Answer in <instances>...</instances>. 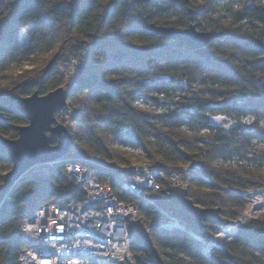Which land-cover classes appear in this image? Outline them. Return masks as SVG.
<instances>
[{
    "label": "trees",
    "instance_id": "trees-1",
    "mask_svg": "<svg viewBox=\"0 0 264 264\" xmlns=\"http://www.w3.org/2000/svg\"><path fill=\"white\" fill-rule=\"evenodd\" d=\"M66 1L0 0V186L12 169L1 143L17 138L18 127L28 124L11 98L65 88V72L77 60L70 119L59 114L56 119L68 128L89 161L84 166L99 181L113 183L110 163L123 156L111 144L143 148L164 167L202 157L204 170L218 186L196 178L195 187L209 190L189 188V198L200 207L219 208L229 220L242 215V194L264 188V0H203L202 5L198 0H79L73 6ZM149 24L195 25L218 35L208 47L211 58L193 54L177 40L149 34L144 29ZM56 47L61 50L51 62L34 75L27 73L10 92L3 88L13 65ZM142 100L163 106L164 112L142 109ZM249 118L255 120L251 126L244 123ZM71 160L64 157L48 176H23L9 192L0 206V264H19L24 247L20 229L30 214L82 197L65 172ZM217 160L237 167L214 168ZM169 188L164 181L157 194L165 198ZM132 202L152 229L153 242L133 240L136 264H160L154 249L163 264H264V237L254 233L264 231V216L242 226L233 241L208 256L190 234L160 228L167 217L148 197ZM189 227L202 236L220 231L211 223L206 233Z\"/></svg>",
    "mask_w": 264,
    "mask_h": 264
},
{
    "label": "built area",
    "instance_id": "built-area-1",
    "mask_svg": "<svg viewBox=\"0 0 264 264\" xmlns=\"http://www.w3.org/2000/svg\"><path fill=\"white\" fill-rule=\"evenodd\" d=\"M79 64L74 60L68 72L67 80L71 88L76 85ZM70 113L66 106L59 116L63 118ZM68 155L74 160L66 164V175L83 195L65 206L56 203L44 205L24 220L20 229L24 247L19 264H136L131 252L134 239L126 222L129 215L137 218L138 211L132 199H145L147 193L162 190L164 181L182 189H187L196 178L214 185L199 164L164 167L136 163L114 168L113 183L102 182L90 168L84 166L89 161L75 143ZM60 162L36 165L26 175L48 176ZM247 192L253 195L264 192V189ZM149 201L153 204L151 198ZM159 210L167 217L160 228L178 229L190 234L208 256L214 255L235 237L232 232L221 231L199 235L178 216Z\"/></svg>",
    "mask_w": 264,
    "mask_h": 264
},
{
    "label": "water",
    "instance_id": "water-1",
    "mask_svg": "<svg viewBox=\"0 0 264 264\" xmlns=\"http://www.w3.org/2000/svg\"><path fill=\"white\" fill-rule=\"evenodd\" d=\"M144 29L151 35H162L166 40H177L179 45L187 48L193 54L210 59L209 45L218 38L212 32L198 31L195 25L187 29L175 27H162L149 24ZM70 92L58 88L47 95L40 96L34 93L28 97L13 96L12 103L27 119L28 124L17 129V138H6L2 141L3 149L9 154L12 169L5 175L0 186V206L3 204L14 185L36 165L62 160L69 153L74 144L70 131L58 123L56 115L64 110ZM58 140L59 144L52 143ZM189 191L179 187H170L166 198L154 195L152 202L155 207L177 215L180 220L198 232H207V224H216L220 231L232 232L235 235L241 228L231 220L221 215L219 208L207 209L196 205L188 196ZM128 230L133 239L141 240L153 246L151 233L140 218L129 215L126 219ZM264 237V231H254ZM154 253L160 264H163L158 252Z\"/></svg>",
    "mask_w": 264,
    "mask_h": 264
},
{
    "label": "rangeland",
    "instance_id": "rangeland-1",
    "mask_svg": "<svg viewBox=\"0 0 264 264\" xmlns=\"http://www.w3.org/2000/svg\"><path fill=\"white\" fill-rule=\"evenodd\" d=\"M78 1L79 0H67L66 2L68 5L73 6L75 4H78ZM197 4L202 5L203 3H201V0H198ZM202 10H203L202 7L196 9L194 12V15H196L199 11H202ZM30 31H31V27L29 26V27H26L24 29V31L22 32L21 39H20L21 46L26 45V41L29 37ZM60 50H61V48L56 47V48H52L46 52H38L34 56H32L29 60L24 61L21 64L13 65L10 68V70L6 73L8 78L5 81H3V84H2L3 88L7 89L8 90L7 92H10L12 86L15 83L21 81V79H23V77L27 73H29V74L31 73L34 75L35 72L39 68H41L42 66L51 62V60H53L55 58V56L58 53H60ZM70 70H71V67L65 72V88L64 89L67 92H70V89H71L70 83L67 80V75L69 74L68 72ZM69 98H70V95H69ZM69 98L67 101L68 107H69ZM138 106L141 107L142 109H145L148 111H154L156 114H161L162 112H164L163 106L158 105V104L152 102L151 100H142L138 103ZM65 118H68V120L70 119V117H67V116ZM248 121H251V123L249 124ZM254 121H255L254 118H249V119H246L244 123H246L247 126H251L254 123ZM221 122H223V119H220L219 123H221ZM58 123H60V122H58ZM262 123H264V122H262ZM207 133L208 132L205 130L201 131V134L203 136H205ZM255 143L258 144V141H255ZM262 145H264V143ZM201 146H203V145H201ZM110 147L112 149L120 150L123 154L122 159H120V161L114 160L110 163L114 168H125V167H128L129 165L136 164V163L147 164L149 166H154V165L159 166L160 165L159 163H154L153 161H151L149 156L147 155L146 151H144L143 148L132 149V148H128V147H122V146H119L117 144H111ZM186 164L188 166L189 165L192 166L194 164H199L201 168H204L202 157L199 159H196L194 162H189ZM180 165H182V164H180ZM221 165H224L225 167H231V166L237 167L236 166L237 163L233 162V163H229V164H223L222 160H217L214 163H212V166L214 168H219V166H221ZM160 166H162V165H160ZM173 166H178V165H173ZM240 172H244V171L240 170ZM211 182L215 186H218L212 180H211ZM195 183L196 182H193L190 186H188L187 190H189V188H192V187H193V189H200L202 191H208L209 190L208 187H206L207 185L206 186L203 185L200 188H198V187H195V185H196ZM170 187H174V186L170 185ZM248 191L255 192L257 190H248ZM155 195H158L157 192H155ZM242 195L246 201L245 202L246 203V209L243 211V214L240 215L238 218H236L235 220H231L234 224L238 225L239 227H242V226L247 225V224H251L252 222H254V221H256L259 218L264 216V192L253 194V195L252 194L249 195L247 192V193H244ZM147 197L152 199L153 196H151L149 193H147ZM254 207L255 208L257 207V211H255L253 213L250 210L253 209ZM137 218H140L139 213L137 214ZM149 230H152V229H149ZM150 233H151V231H150Z\"/></svg>",
    "mask_w": 264,
    "mask_h": 264
},
{
    "label": "snow or ice",
    "instance_id": "snow-or-ice-1",
    "mask_svg": "<svg viewBox=\"0 0 264 264\" xmlns=\"http://www.w3.org/2000/svg\"><path fill=\"white\" fill-rule=\"evenodd\" d=\"M201 3H203V0H201ZM5 83H6V82H5ZM217 119H219V118L217 117ZM248 123L250 124L251 121H248ZM260 129H261L262 131H264V123H262V124L260 125ZM260 147L264 148V145H262V146H260Z\"/></svg>",
    "mask_w": 264,
    "mask_h": 264
},
{
    "label": "clouds",
    "instance_id": "clouds-1",
    "mask_svg": "<svg viewBox=\"0 0 264 264\" xmlns=\"http://www.w3.org/2000/svg\"><path fill=\"white\" fill-rule=\"evenodd\" d=\"M242 5H237V7H241Z\"/></svg>",
    "mask_w": 264,
    "mask_h": 264
}]
</instances>
